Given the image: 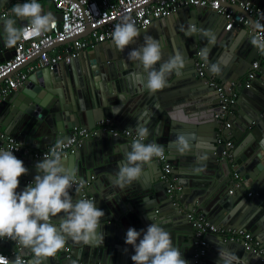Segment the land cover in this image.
<instances>
[{
    "label": "water",
    "instance_id": "obj_1",
    "mask_svg": "<svg viewBox=\"0 0 264 264\" xmlns=\"http://www.w3.org/2000/svg\"><path fill=\"white\" fill-rule=\"evenodd\" d=\"M239 1L262 8L259 22L247 13L246 17L253 28L264 30V0ZM23 2L26 0H0V9L8 8L7 17H11L12 6ZM41 5L45 12H51L60 20L59 12L51 10L48 4ZM2 20L0 62L14 55V47L5 46ZM17 23L24 26L27 21ZM226 23L225 17L215 11L184 6L166 17L153 19L145 28H138L140 36L122 52L110 39L84 50L68 63L36 68L0 102V127L30 148H43L57 139L66 140L74 128H92L104 118L120 129H134L139 122L148 129L144 143L154 141L166 150L172 164L169 176L175 178L174 183L181 189L167 192L171 181L161 178V164L155 158L143 165L142 174L130 186L123 189L115 186L113 176L118 171L119 161L130 150L131 142L121 136L99 132L85 138L63 160L65 167L77 170L78 176L87 181V190L97 208H104L111 214L112 221L123 216L137 231L146 230L152 222L161 223L171 234L173 244L180 248L183 258L187 257L184 250L192 258V237L181 239L176 235L174 238L173 233L176 228L179 231L193 229L186 211L181 209L185 205L188 210L195 207L196 212L218 227L249 230L264 246V160L257 156L264 139V50L252 43L258 38L250 28L234 22L232 29L225 31ZM89 30L90 26L78 36L86 37ZM205 32L214 36L213 42ZM145 35L160 41L161 63L177 53L185 59L181 74L169 75L167 86L154 93L144 86L142 65L127 58L129 51L143 43ZM198 50L206 63L204 77L197 75L194 65V54ZM35 58L36 55L15 70L25 68ZM256 60L261 63L256 74L258 84L252 81L238 87L239 97L230 106L231 114L227 118L230 127L225 137L233 141L232 159L229 160L221 155L224 143L218 142L216 137L219 123L214 115L220 111L218 92L206 80L215 77L226 84L240 82ZM212 64L217 65L219 72L210 71ZM181 138L187 147L179 143ZM13 154L28 169L27 174L19 178L17 192H21L34 182L39 174L35 165L43 158L23 151ZM233 173L238 174L241 182L240 188L230 193ZM70 194L74 200L80 198L75 190L70 189ZM62 215L52 218L53 221H58ZM109 227L108 233L112 234V226ZM130 227L120 231L121 237L115 244H126V232ZM207 238L209 257L218 256L219 246H227L243 258L241 264H262L261 256L246 251L241 242L213 233H208ZM1 242L3 248L0 249L10 253V261L31 252L20 246L16 254H11L13 243L8 239ZM70 242L69 256L56 253L45 264H73L77 258L85 259L86 264L98 261L126 264L112 242L102 243L104 249L95 239L87 244L73 242L71 238ZM128 246L131 251L133 247ZM133 254L131 252V256ZM33 258L30 255L26 264ZM214 259L217 261L218 257Z\"/></svg>",
    "mask_w": 264,
    "mask_h": 264
},
{
    "label": "clouds",
    "instance_id": "obj_2",
    "mask_svg": "<svg viewBox=\"0 0 264 264\" xmlns=\"http://www.w3.org/2000/svg\"><path fill=\"white\" fill-rule=\"evenodd\" d=\"M26 20L27 24L18 26V21ZM56 26V17L45 12L38 0H26L12 6L11 17L2 20L5 46L13 48L18 42L28 38H38ZM214 41V36L205 32ZM140 30L135 21L128 17L116 24L111 33L113 45L119 51L135 42ZM252 43L264 50V42L253 39ZM127 58L139 62L143 67L144 86L150 92H157L167 86L168 76L181 74L185 59L179 54L170 56L161 63L162 46L158 39L151 35L143 37V43L128 52ZM207 59V57H204ZM159 64L157 68L156 65ZM210 71L219 72L217 65H210ZM136 139L130 144L121 161L118 171L113 176V184L121 189L130 186L142 174V167L154 157L163 155V146L156 142L144 143L148 129L139 122L134 129ZM179 143L187 147L183 138ZM65 140L57 139L43 160L37 162V174L34 182L23 191L17 192L19 178L27 174L28 169L18 159L13 150L0 149V239L15 241L22 248L33 254L30 264H45L63 249L68 238L73 242L89 243L97 236L103 242L101 219L105 213L96 207L94 200L83 198L82 190L85 180L78 176V171L65 167ZM258 158L264 160V139L260 142ZM80 196L73 199L70 189ZM63 213L58 221L52 218ZM148 219L150 217L148 216ZM142 237V238H141ZM137 241H139L137 243ZM125 243L131 245L134 264H188L179 247L173 244L171 234L159 222H152L146 230L137 231L130 227L126 232ZM243 258L227 246L218 247L216 264H241ZM0 264H26L21 256L10 261L0 255Z\"/></svg>",
    "mask_w": 264,
    "mask_h": 264
},
{
    "label": "built area",
    "instance_id": "obj_3",
    "mask_svg": "<svg viewBox=\"0 0 264 264\" xmlns=\"http://www.w3.org/2000/svg\"><path fill=\"white\" fill-rule=\"evenodd\" d=\"M55 11L60 13V20L56 18V26L51 31L45 33L38 38H28L21 40L14 47V55L9 59L0 62V102L2 99L18 85L24 82L28 74L36 68L48 67L52 68L58 63H68L77 57L84 50L90 49L99 42L111 39L116 24L120 23L123 18L128 17L135 21L137 28H145L153 19L166 17L175 12L178 8L184 6H192L200 10H212L225 17L227 23L225 30H229L234 22H238L243 26H247L254 31L255 37L259 41L264 42V30L255 29L250 24L246 13L251 15L255 22L261 20L262 8L249 2L243 3L239 0H50ZM239 5L243 11H237L233 6ZM9 14L8 8L0 9V21ZM26 25V24H25ZM90 30L86 37L78 36L84 33L88 27ZM75 37V38H74ZM72 38V39H70ZM68 39H70L68 41ZM61 43L60 45H56ZM36 55L33 63L26 66L25 69L15 70L21 64L28 61ZM201 51L198 50L194 54V65L196 73L199 77H204L206 72V63L202 59ZM260 67L259 61L251 64L250 70L246 73L242 81H233L224 83L215 77H209L206 82L213 87L219 96V113L215 114V120L219 123L216 134L217 141L224 143V149L221 155L231 160V149L233 141L226 139L228 133L226 129L230 127L227 120L231 114L230 106L235 102L238 96L237 88L243 85H249L255 78L257 70ZM127 128H119L110 119L104 118L96 122L92 128H74L70 136L65 140V148L63 155L67 156L73 152L75 147L87 138L104 132L112 137H123L132 142L136 139L135 131L131 133ZM145 142V141H144ZM54 143L47 144L43 148H30L24 144L17 136L6 133L0 127V149H11L13 152L23 151L24 154H31L35 158H43L44 154L49 151ZM163 155L154 157L160 164L162 175L161 178L171 181L168 193H174L181 187L174 183L175 178H170L169 174L172 164L168 160L167 152L163 148ZM86 182V181H85ZM241 179L237 173L232 174V187L240 185ZM31 183V182H29ZM233 189V188H232ZM229 190V192L232 191ZM75 190V186L73 187ZM251 195L250 192L247 193ZM82 197L93 200L92 195L87 190V182L82 190ZM188 220L192 223L193 231V264H205L207 256V238L208 233H217L226 240L241 242L246 251H252L256 255L261 256V262L264 264V246L258 241L254 235L244 228H219L213 224L207 217L197 213L194 209L187 214ZM110 223V221H108ZM6 239V238H5ZM4 239H0L2 241ZM9 240V239H8ZM12 241V240H10ZM16 254L20 249V245L12 241ZM71 250L70 245L66 244L63 249L57 253H65L69 256ZM0 255L9 259L10 253H6L0 249ZM33 255L29 252L28 256ZM28 256H21L25 262ZM73 264H83L77 260ZM96 264H104L97 262Z\"/></svg>",
    "mask_w": 264,
    "mask_h": 264
},
{
    "label": "crops",
    "instance_id": "obj_4",
    "mask_svg": "<svg viewBox=\"0 0 264 264\" xmlns=\"http://www.w3.org/2000/svg\"><path fill=\"white\" fill-rule=\"evenodd\" d=\"M38 2L39 3H41V4H48L49 5V7H50V9L51 10H54L55 11V9H54V6H53V4L51 3V1L50 0H38ZM233 8H235L237 11L238 10H240V6L239 5H235V6H233ZM200 10V9H199ZM243 12V11H242ZM232 29V27H230L229 28V30H231ZM224 30H225V28H224ZM226 31V30H225ZM257 61V60H256ZM260 63V62H259ZM30 65V64H29ZM261 68V63H260V67H259V69ZM23 69H25V68H23ZM263 78H264V76H263ZM253 81H255L257 84H258V80H256V78L253 80ZM239 97V94H238V96H237V98ZM117 125V124H116ZM118 126V125H117ZM3 129V128H2ZM14 135V134H13ZM85 180V179H84ZM87 182V181H86ZM232 182V181H231ZM233 188V190L234 189H239L240 188V185L239 186H237V187H232L231 186V189ZM73 190V189H72ZM232 192V191H231ZM230 192V193H231ZM248 192V191H247ZM94 200V199H93ZM104 202H106V201H104ZM98 209H100V210H103L104 211V213H105V215H104V217H102V219H101V231L104 233V238H103V242H101V240H100V237L99 236H97L96 238H95V241L96 242H100V244H101V247L104 249L105 247L102 245V243L105 245V244H107L108 242L110 243V242H112L111 243V245H113V246H116L119 250H120V257L123 259H125V263L126 264H130L131 262H132V260H131V252H134V249L132 248L131 249V251H130V246H128V245H121L120 244V242H117L116 244H115V240H117V239H119L120 237H121V235H119V233H120V231H122L123 229H125V228H127V227H130V226H132L133 224H131V222H129V220L128 219H126V218H124L123 216L122 217H118V214H117V216L116 217H118L115 221H112V219L110 218L111 216V214H109V213H107V211H105V209L104 208H98ZM181 209L183 210H185L186 211V213L188 214L189 213V211H191L192 209H194L195 211H196V208L194 207V208H192L191 210H188L187 209V205H185L184 207H181ZM197 213H199V212H197ZM200 214V213H199ZM187 219H188V217H187ZM108 221H110V223L108 222ZM189 221V220H188ZM190 222V221H189ZM191 223V222H190ZM191 225H192V223H191ZM109 226H112L111 228H112V234H109L108 233V230H109ZM178 227V226H177ZM193 231H194V228L190 231V229H189V231H179V229L178 228H176L175 229V232L173 233L174 234V238H176V235L178 236V237H180L181 239L183 238V237H186V238H191L192 237V234H193ZM249 231V230H248ZM119 237V238H118ZM178 240V239H177ZM179 241V240H178ZM12 242V241H11ZM180 242V241H179ZM13 243V242H12ZM188 243H190L189 242V240H188ZM66 244H68V245H70V247H71V242H70V238H68V240H67V242H66ZM188 245V244H187ZM0 247H2L3 248V246H2V242L0 241ZM186 248L188 249V248H190V246L188 245V246H186ZM76 248H74V250H75ZM81 250H82V248H81ZM185 251V254H187V257H184V258H186L188 261V264H193V261L191 260L192 258H190V253H188L186 250H184ZM130 252V253H129ZM187 252V253H186ZM189 252H190V250H189ZM129 253V254H128ZM128 254V256H126ZM114 256V255H113ZM183 256V255H182ZM29 257V256H28ZM218 256L215 254V257H209V256H206V263L205 264H216V260L214 259V258H217ZM28 260V259H27ZM75 260H77V261H79V262H81V263H83V264H86V260L85 259H83V258H77V259H75ZM90 260H88V258H87V263L89 262ZM98 262H102V261H98ZM132 264H133V262H132Z\"/></svg>",
    "mask_w": 264,
    "mask_h": 264
},
{
    "label": "flooded vegetation",
    "instance_id": "obj_5",
    "mask_svg": "<svg viewBox=\"0 0 264 264\" xmlns=\"http://www.w3.org/2000/svg\"><path fill=\"white\" fill-rule=\"evenodd\" d=\"M232 179V177H231ZM232 181V180H231ZM232 183V182H231ZM214 224V223H213ZM218 227V226H217ZM219 228H222V227H219ZM223 228H228V227H223ZM213 234H217V233H213ZM208 235V234H207ZM207 235H206V238H207ZM217 235H220V234H217ZM207 242H208V238H207ZM191 243L193 245V234H192V239H191ZM207 250H208V246H207Z\"/></svg>",
    "mask_w": 264,
    "mask_h": 264
}]
</instances>
